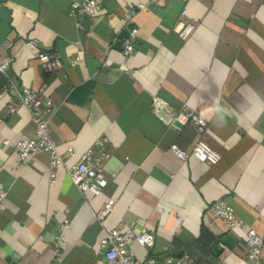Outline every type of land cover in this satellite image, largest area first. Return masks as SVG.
Returning a JSON list of instances; mask_svg holds the SVG:
<instances>
[{"label":"crops","instance_id":"obj_1","mask_svg":"<svg viewBox=\"0 0 264 264\" xmlns=\"http://www.w3.org/2000/svg\"><path fill=\"white\" fill-rule=\"evenodd\" d=\"M75 0H0V41L11 42L8 77L43 91L57 150L74 149L49 179V155L37 150L18 159L15 143L33 134L29 110L4 112L0 92V264H102L100 241L116 226H144L154 245H132L143 261L187 255L188 264H247V228L263 235L264 264V0H101L92 15L74 18ZM143 3L132 26L137 40L124 57L125 13ZM185 9V15H181ZM194 25L184 41L182 23ZM80 22L81 27L76 26ZM35 38L62 64L45 73L26 45ZM79 56L77 65L71 61ZM2 78L0 77V87ZM153 97L176 111L187 107L207 123L165 124L151 109ZM106 138L109 154L103 192L81 193L65 167ZM203 140L220 155L214 164L179 159L171 144L189 151ZM7 141V143H4ZM111 198L101 225L92 211ZM223 200L242 221L227 228L209 209ZM62 228L61 257L52 241Z\"/></svg>","mask_w":264,"mask_h":264},{"label":"built area","instance_id":"obj_2","mask_svg":"<svg viewBox=\"0 0 264 264\" xmlns=\"http://www.w3.org/2000/svg\"><path fill=\"white\" fill-rule=\"evenodd\" d=\"M153 1V0H151ZM215 1V0H210ZM101 6V0H75L71 3L70 14L72 17L80 18L94 14ZM145 7L143 3L129 7L125 13V25L127 34L121 41V53L124 57L129 56L137 40V29L132 26V17L136 11ZM186 10L183 9L181 15H185ZM78 28L81 27L80 22H76ZM194 30V25L190 21L182 23L177 32L180 40H186ZM26 45L32 49L36 55L42 70L45 73H52L62 67L60 59L54 53L41 49L39 41L30 38L26 41ZM11 42L7 39L0 41V77L3 84L0 92L7 91L8 98L4 107V112L10 114L19 106H24L29 110L30 120L33 124V134L31 136L23 135L16 143L15 150L18 159L21 162H28L37 150H43L49 155V179L50 183L54 182V171L58 167L64 165V161L68 157L75 155L74 149H68L65 154H61L57 150V144L50 131V116H43L41 108L49 101L43 95V91H33L28 87L18 86L7 75V70L13 62V56L10 53ZM80 57L77 56L71 61V65H77ZM151 109L153 113L161 119L165 124L178 123L180 125L191 124L199 135H202L207 127V123L198 114L182 107L179 110L171 111L166 108L165 102L159 97H153L151 100ZM0 117V123L2 122ZM4 143H7L5 141ZM107 139H96L94 146L78 156V160L70 166L65 167L67 176L71 183L81 192L99 195L107 186L109 177L104 170V164L109 158L106 149ZM169 150L179 159L186 160L189 157L203 163L211 165L216 164L220 160V155L207 145L203 140L198 139L189 151L180 149L175 144L169 146ZM7 196V188L0 182V209ZM115 202L109 198L104 206L92 211V217L101 225L113 211ZM208 209L214 213L223 224L231 228H241L242 221L236 216L232 207L225 201L217 200L209 204ZM104 238L100 241V247L103 249L102 264H188L187 255L179 257H167L157 259L149 256L143 261L138 260L132 250L133 244H138L144 248H151L154 245V235L144 226L137 229H127L123 231L121 227L116 226L105 231ZM245 233V259L249 262L258 263L262 257L263 235L258 234L254 229L247 228ZM63 242L62 228H57L56 235L52 241V247L56 257H61V246ZM219 264H227L224 261Z\"/></svg>","mask_w":264,"mask_h":264},{"label":"trees","instance_id":"obj_3","mask_svg":"<svg viewBox=\"0 0 264 264\" xmlns=\"http://www.w3.org/2000/svg\"><path fill=\"white\" fill-rule=\"evenodd\" d=\"M3 84V81H1V85Z\"/></svg>","mask_w":264,"mask_h":264}]
</instances>
